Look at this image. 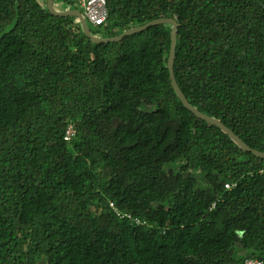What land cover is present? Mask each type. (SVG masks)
<instances>
[{
  "label": "trees",
  "instance_id": "16d2710c",
  "mask_svg": "<svg viewBox=\"0 0 264 264\" xmlns=\"http://www.w3.org/2000/svg\"><path fill=\"white\" fill-rule=\"evenodd\" d=\"M53 4L84 15L75 0ZM106 10L86 20L97 37L176 20L188 102L264 152V0ZM170 30L93 42L46 0H0V264L264 260V158L183 105Z\"/></svg>",
  "mask_w": 264,
  "mask_h": 264
},
{
  "label": "water",
  "instance_id": "95a60500",
  "mask_svg": "<svg viewBox=\"0 0 264 264\" xmlns=\"http://www.w3.org/2000/svg\"><path fill=\"white\" fill-rule=\"evenodd\" d=\"M46 6L48 11L57 16H76L79 19V22L81 24V29L83 33L91 39L93 42H113V41H119L121 40L124 36L130 35L142 30L147 29L150 26L161 24V23H170L171 24V30H170V36H171V44H170V49H169V54L167 58V68L169 71V77L171 80V84L183 103V105L189 109L193 114H195L197 117L205 120L208 123H211L213 125H216L219 127L222 131H224L226 134H228L242 149L246 151L252 152L254 155L263 157L264 158V152L253 149L249 147L244 141H242L231 129H229L226 125H224L222 122H220L218 119L211 117L209 115H206L205 113L200 112L196 108H194L186 99L185 95L179 88L175 77L173 73V62H174V57H175V49H176V30H177V22L176 20L172 18H167V17H160L156 18L153 20H150L140 26L132 27L128 30H125L121 34L117 36H112V37H97L93 35L87 25L86 19L83 14L80 13L79 10L77 9H64V10H56L54 8L53 0H46Z\"/></svg>",
  "mask_w": 264,
  "mask_h": 264
},
{
  "label": "built area",
  "instance_id": "2783aa9c",
  "mask_svg": "<svg viewBox=\"0 0 264 264\" xmlns=\"http://www.w3.org/2000/svg\"><path fill=\"white\" fill-rule=\"evenodd\" d=\"M79 4L83 11L84 16L88 22L93 25L102 24L107 16L106 0H75ZM75 133L74 127L69 124L64 132V139L69 140ZM234 186V183L226 182L224 187L229 189ZM244 264H264V260H246Z\"/></svg>",
  "mask_w": 264,
  "mask_h": 264
},
{
  "label": "rangeland",
  "instance_id": "374dc122",
  "mask_svg": "<svg viewBox=\"0 0 264 264\" xmlns=\"http://www.w3.org/2000/svg\"><path fill=\"white\" fill-rule=\"evenodd\" d=\"M92 28H94L93 26H91Z\"/></svg>",
  "mask_w": 264,
  "mask_h": 264
},
{
  "label": "clouds",
  "instance_id": "9594fccd",
  "mask_svg": "<svg viewBox=\"0 0 264 264\" xmlns=\"http://www.w3.org/2000/svg\"><path fill=\"white\" fill-rule=\"evenodd\" d=\"M85 17V16H84ZM86 19V18H85ZM87 20V19H86Z\"/></svg>",
  "mask_w": 264,
  "mask_h": 264
}]
</instances>
